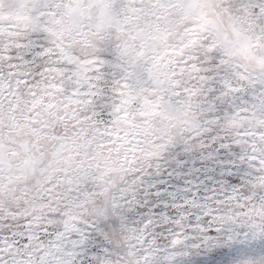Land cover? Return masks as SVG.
Wrapping results in <instances>:
<instances>
[{
  "label": "snow or ice",
  "instance_id": "obj_1",
  "mask_svg": "<svg viewBox=\"0 0 264 264\" xmlns=\"http://www.w3.org/2000/svg\"><path fill=\"white\" fill-rule=\"evenodd\" d=\"M177 144L232 171L149 211ZM0 264H264V0H0Z\"/></svg>",
  "mask_w": 264,
  "mask_h": 264
},
{
  "label": "rangeland",
  "instance_id": "obj_2",
  "mask_svg": "<svg viewBox=\"0 0 264 264\" xmlns=\"http://www.w3.org/2000/svg\"><path fill=\"white\" fill-rule=\"evenodd\" d=\"M235 158L233 151L219 145L189 151L177 144L158 162L159 172L145 177L140 196L149 211L167 212L174 202L190 197L192 192L204 194L214 188L232 171L229 165ZM139 216L133 214L131 219Z\"/></svg>",
  "mask_w": 264,
  "mask_h": 264
}]
</instances>
